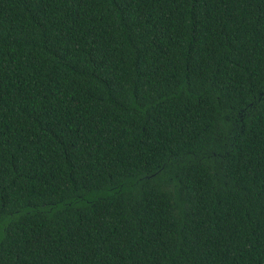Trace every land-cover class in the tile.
Returning <instances> with one entry per match:
<instances>
[{"label": "trees", "instance_id": "trees-1", "mask_svg": "<svg viewBox=\"0 0 264 264\" xmlns=\"http://www.w3.org/2000/svg\"><path fill=\"white\" fill-rule=\"evenodd\" d=\"M0 264H264V0H0Z\"/></svg>", "mask_w": 264, "mask_h": 264}]
</instances>
